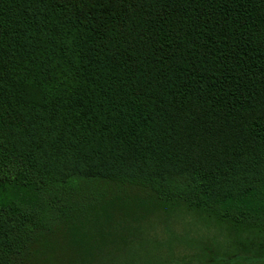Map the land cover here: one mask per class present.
<instances>
[{
    "label": "trees",
    "instance_id": "16d2710c",
    "mask_svg": "<svg viewBox=\"0 0 264 264\" xmlns=\"http://www.w3.org/2000/svg\"><path fill=\"white\" fill-rule=\"evenodd\" d=\"M0 264H264V0H0Z\"/></svg>",
    "mask_w": 264,
    "mask_h": 264
}]
</instances>
